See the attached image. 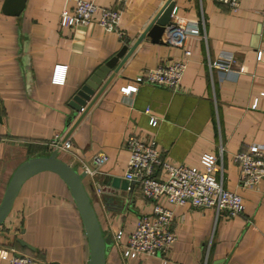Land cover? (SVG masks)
<instances>
[{
  "label": "crops",
  "instance_id": "0c3cea01",
  "mask_svg": "<svg viewBox=\"0 0 264 264\" xmlns=\"http://www.w3.org/2000/svg\"><path fill=\"white\" fill-rule=\"evenodd\" d=\"M76 1L26 0L22 12L11 16L2 13L0 0V200L19 164L56 151L49 146L54 138L66 141L70 148L56 151L57 157L79 172L95 170L83 182L102 233L111 238L104 264H162L160 257L122 254L138 217L152 212L139 186L124 178L125 142L135 132L154 139L170 162L196 164L201 154H213L217 179L244 204L233 218L165 204L176 235L166 264H264V178L252 189L241 187L232 159L251 144L264 145V0H241L237 11L216 0H173L171 20L198 30L187 42L191 57L178 91L133 81L181 54L148 37L137 42L167 0H127L121 38L95 22L62 26V11L71 12ZM86 1L116 7L113 0ZM123 47L131 53L78 121L72 97ZM222 59L229 71L213 67ZM128 85L135 92L123 93ZM150 115L157 119L154 127ZM96 155L106 157L98 167ZM0 250V264L17 254L35 264L87 263L80 216L57 175L41 172L22 185L0 226Z\"/></svg>",
  "mask_w": 264,
  "mask_h": 264
},
{
  "label": "built area",
  "instance_id": "2783aa9c",
  "mask_svg": "<svg viewBox=\"0 0 264 264\" xmlns=\"http://www.w3.org/2000/svg\"><path fill=\"white\" fill-rule=\"evenodd\" d=\"M116 7H104L98 3L77 0L75 8L62 11L60 24L72 28L85 27L92 22L97 23L109 32L122 37L119 31L121 6L127 0H113ZM237 11L241 0H216ZM198 35L195 27H189L181 21L173 22L167 27L164 41L167 45L181 51L179 57L152 69L138 73L133 81L136 84H147L163 87L171 91L180 89L181 79L191 51L187 47L190 38ZM230 59L228 60V62ZM226 59L214 63L213 67L226 72L229 71ZM123 93L135 92L136 86L128 85L121 88ZM264 95V93L262 94ZM257 101L253 104L255 107ZM148 110L145 113L148 114ZM149 125H157V119L149 116ZM49 146L56 150H68L70 143L59 142L54 138ZM128 160L124 178L139 186L142 195L151 203L152 212L138 217L133 231L128 235L124 245L123 257H160L162 264H166V256L172 249L176 235L172 231L173 213L165 207L191 206L197 209H212L216 213L224 214L227 218L240 215L244 204L237 192L223 187L222 181L217 179L219 165L216 157L211 153H203L196 164L175 163L164 160L152 138H144L138 133H129L125 142ZM233 162L241 177V187L252 189L264 178V145L251 144L246 152L233 155ZM95 167L106 161L104 155H96L92 159ZM85 175L92 176L95 170L84 169ZM122 235L117 231L115 240ZM0 256L1 250H0ZM7 264H35L30 256H12Z\"/></svg>",
  "mask_w": 264,
  "mask_h": 264
},
{
  "label": "water",
  "instance_id": "95a60500",
  "mask_svg": "<svg viewBox=\"0 0 264 264\" xmlns=\"http://www.w3.org/2000/svg\"><path fill=\"white\" fill-rule=\"evenodd\" d=\"M25 2L26 0H3L2 13L17 16L22 12ZM173 7L174 1L167 0L144 29L137 42L144 37H148L152 43L166 44L163 36L167 31V27L172 24ZM125 51L126 47H123L116 55L94 71L72 97L70 105L79 114L78 121L115 76L132 49L126 54ZM119 59L120 62L118 63ZM41 172H51L57 175L69 191L80 216L87 240L89 254L86 264H104L107 250L112 242L109 236L102 233L100 223L84 186L83 180L86 175L60 160L56 151L47 156L30 157L13 171L0 200V226L10 214L22 185ZM15 256L19 257L21 255L17 254Z\"/></svg>",
  "mask_w": 264,
  "mask_h": 264
}]
</instances>
